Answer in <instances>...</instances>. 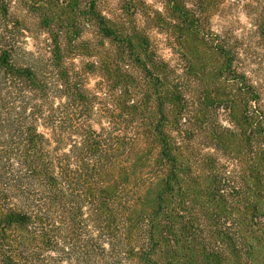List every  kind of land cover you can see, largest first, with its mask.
Returning <instances> with one entry per match:
<instances>
[{
	"label": "trees",
	"instance_id": "16d2710c",
	"mask_svg": "<svg viewBox=\"0 0 264 264\" xmlns=\"http://www.w3.org/2000/svg\"><path fill=\"white\" fill-rule=\"evenodd\" d=\"M159 1L0 0V264H264V0L245 4V49L209 28L223 0ZM184 123L230 167L180 145Z\"/></svg>",
	"mask_w": 264,
	"mask_h": 264
},
{
	"label": "rangeland",
	"instance_id": "374dc122",
	"mask_svg": "<svg viewBox=\"0 0 264 264\" xmlns=\"http://www.w3.org/2000/svg\"><path fill=\"white\" fill-rule=\"evenodd\" d=\"M148 6H150L153 9L161 10L162 6L159 0H143ZM252 2V0H223L221 5L217 8L215 12L211 15L209 19V28L212 32L218 34L219 36L223 37H232L235 40H238L239 42L244 43V49H245V33L248 30H251L252 26L249 23L248 18L245 16V4H248ZM116 0H105L103 3L101 9L105 12H109L112 8V5H115ZM136 24L139 28L144 29V33L146 37L148 38V41L151 44L152 50L154 51L156 57H158L159 60H162L165 62L169 69L173 72H170V79L175 82L177 80H180L183 75H185L184 69L180 66V60L176 55L175 48L173 49L171 46L167 35L160 30H158L155 27H145V24L143 23L144 19L140 17L139 15L135 16ZM208 28V27H207ZM82 38L84 40H92L93 35L92 32L87 30L83 33ZM172 39V38H171ZM26 48L27 50H33L34 42L29 38L26 41ZM178 47V46H177ZM258 50V49H256ZM258 52H261L258 50ZM179 56V55H178ZM238 59L240 60L241 64V71L247 76L250 77L252 82L254 84H257L260 82L259 78H257L253 70L259 69V65L257 64H249L247 69L245 70V50L244 52L238 51ZM80 60H75V64L79 65ZM200 64H198L199 66ZM137 76H140V73L138 70L135 71ZM99 77L97 74L92 73L87 76L86 78V86L89 90H91L94 93H97L100 98H104L103 91H99L95 88L96 83L98 82ZM171 81V82H172ZM186 90L185 98L188 97L190 101L193 103V108L188 112L190 114L197 115L198 111L195 110V105L200 102L198 93L195 91H188ZM203 112H208L204 106H199ZM190 116V122H193L192 116ZM156 118H159L158 114H154ZM214 118L212 119L211 126L213 129H216L218 126L221 128H229L231 129V125L229 122H227V117L225 116V113L223 111L217 112L215 115H212ZM101 124L102 126H107V122L105 120H99L92 122V125L94 128H98V125ZM192 128V131L190 132V129ZM233 129V128H232ZM174 130V129H173ZM183 131L181 138L178 140L180 142V145L188 144V147L192 149H197L199 153L202 155L211 154L213 156H216V158L224 164H228L230 167L231 160L228 159V157L223 154L221 149L219 148H211L208 145L204 144L203 137L207 133L211 134V131L207 128V125H201L200 129L197 130L192 127V123H184L182 127H179V131ZM193 132V133H192ZM189 133V134H188ZM192 133V134H191ZM173 134H176L173 132ZM172 134V135H173ZM183 140V141H182ZM148 150V149H147ZM150 150H153V145L150 146Z\"/></svg>",
	"mask_w": 264,
	"mask_h": 264
}]
</instances>
